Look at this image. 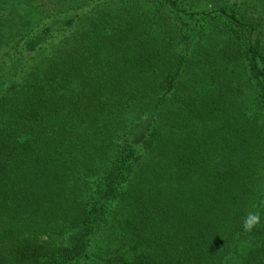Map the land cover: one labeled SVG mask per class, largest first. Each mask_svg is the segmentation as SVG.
Masks as SVG:
<instances>
[{
	"label": "trees",
	"instance_id": "obj_1",
	"mask_svg": "<svg viewBox=\"0 0 264 264\" xmlns=\"http://www.w3.org/2000/svg\"><path fill=\"white\" fill-rule=\"evenodd\" d=\"M0 264H264V0H0Z\"/></svg>",
	"mask_w": 264,
	"mask_h": 264
},
{
	"label": "clouds",
	"instance_id": "obj_2",
	"mask_svg": "<svg viewBox=\"0 0 264 264\" xmlns=\"http://www.w3.org/2000/svg\"><path fill=\"white\" fill-rule=\"evenodd\" d=\"M260 223V216L250 212L243 220V231L251 232Z\"/></svg>",
	"mask_w": 264,
	"mask_h": 264
}]
</instances>
